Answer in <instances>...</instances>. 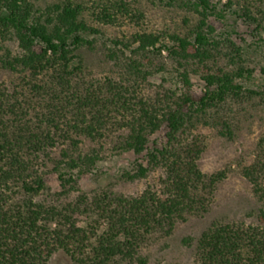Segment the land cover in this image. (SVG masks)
Listing matches in <instances>:
<instances>
[{"label": "trees", "instance_id": "obj_1", "mask_svg": "<svg viewBox=\"0 0 264 264\" xmlns=\"http://www.w3.org/2000/svg\"><path fill=\"white\" fill-rule=\"evenodd\" d=\"M142 3L182 12L149 29ZM226 13L264 46V0H0V264H49L60 250L76 264H149L152 239L211 212L227 173L202 171L203 130L233 140L231 103L245 112V100L264 99L245 90L256 69L233 31L217 38L208 21ZM172 46L180 86L156 82ZM126 154L135 159L117 181L140 192L81 187ZM255 219L213 222L196 239L197 264H264V209Z\"/></svg>", "mask_w": 264, "mask_h": 264}, {"label": "rangeland", "instance_id": "obj_2", "mask_svg": "<svg viewBox=\"0 0 264 264\" xmlns=\"http://www.w3.org/2000/svg\"><path fill=\"white\" fill-rule=\"evenodd\" d=\"M32 1L39 6H43V8L55 2V0ZM127 1L134 2L138 0ZM225 2L226 0H223V3ZM142 6L145 8V22L146 27L149 29L160 28L165 23H171L175 19V15L182 12L179 9L178 12L168 11L167 8H156L146 3H142ZM88 7H91L92 10L95 5L91 1L88 2ZM220 8L222 9L221 5ZM183 14L178 16V22L185 15ZM208 21L215 28L217 38L225 36L227 30H232L233 39L239 46L243 47L250 59V66L256 69L254 78L251 81H245V90L255 92L264 90V46H258L257 41L250 36L249 29L241 21L235 24L228 13H226L224 20L210 17ZM169 25L172 26V24ZM112 30L128 32L130 28L122 26ZM177 51L178 49L174 46L170 50H165L163 55L167 58L166 63L171 72L158 76L156 82L160 83L166 78L168 79L167 85L175 84V82L176 85H181L177 80V76L182 70L173 61V58L177 56ZM92 59L98 61L102 57L98 53ZM191 79L193 94L197 97L201 96L200 73L192 71ZM243 95L247 99L248 95L246 93ZM240 108L236 103H231L234 119L232 128L235 131L233 140L220 137L212 128L203 130L206 150L199 162L202 171L206 173L226 171L227 173L226 179L219 186L215 196V205L211 212L204 218H191L187 222L178 225L171 234L164 238L152 239L151 246L149 245V248L144 249L145 254H149V264H197L195 242L208 226L217 220L231 223H249L256 220V215L260 209H264V203L258 201L253 191V184L250 182L251 179L255 178L264 188L263 175L259 169H254L258 163L264 164V99L253 96L251 100H245V112H242ZM134 159V155L126 154L98 163L93 171L94 174L86 175L81 179V187L89 190L112 186L113 183H116L127 194L140 192L144 187L141 182L123 183L117 181L123 170L131 168ZM249 172H252V177L248 176ZM48 183L54 190H57L58 185L52 175H49ZM151 183H154L152 178ZM153 185L154 191L159 192L162 190L160 184L154 183ZM53 217L56 219V214H53ZM49 264L76 263L71 261L64 251L60 250L52 256Z\"/></svg>", "mask_w": 264, "mask_h": 264}]
</instances>
